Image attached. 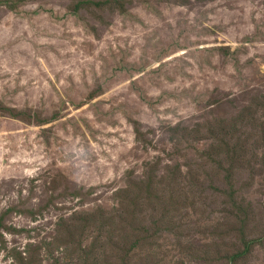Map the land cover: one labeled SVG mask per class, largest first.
Here are the masks:
<instances>
[{
  "label": "rangeland",
  "instance_id": "obj_1",
  "mask_svg": "<svg viewBox=\"0 0 264 264\" xmlns=\"http://www.w3.org/2000/svg\"><path fill=\"white\" fill-rule=\"evenodd\" d=\"M0 264H264V0H0Z\"/></svg>",
  "mask_w": 264,
  "mask_h": 264
},
{
  "label": "trees",
  "instance_id": "obj_2",
  "mask_svg": "<svg viewBox=\"0 0 264 264\" xmlns=\"http://www.w3.org/2000/svg\"><path fill=\"white\" fill-rule=\"evenodd\" d=\"M111 1H115V2H118V3H123L125 0H111ZM88 4H91V2H89ZM94 5H96V6H102L103 4H94ZM253 241H249L248 243H247V246L249 245V244H251ZM242 253H244L245 252V250H243V251H241ZM240 255H237V256H235V258H237V257H239Z\"/></svg>",
  "mask_w": 264,
  "mask_h": 264
},
{
  "label": "bare ground",
  "instance_id": "obj_3",
  "mask_svg": "<svg viewBox=\"0 0 264 264\" xmlns=\"http://www.w3.org/2000/svg\"><path fill=\"white\" fill-rule=\"evenodd\" d=\"M218 6V5H217ZM214 7V6H213ZM222 12H224V9H223V11ZM157 116V115H156ZM117 132V131H116ZM113 133V132H112ZM136 136V135H135ZM123 137V136H122ZM123 139V138H122ZM79 142V141H78ZM71 153V152H70Z\"/></svg>",
  "mask_w": 264,
  "mask_h": 264
}]
</instances>
